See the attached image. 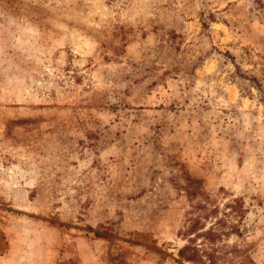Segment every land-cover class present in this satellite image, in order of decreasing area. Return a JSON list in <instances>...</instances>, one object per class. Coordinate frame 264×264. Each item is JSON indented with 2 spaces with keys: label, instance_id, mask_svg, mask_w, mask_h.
<instances>
[{
  "label": "rangeland",
  "instance_id": "1",
  "mask_svg": "<svg viewBox=\"0 0 264 264\" xmlns=\"http://www.w3.org/2000/svg\"><path fill=\"white\" fill-rule=\"evenodd\" d=\"M0 264H264V0H0Z\"/></svg>",
  "mask_w": 264,
  "mask_h": 264
},
{
  "label": "trees",
  "instance_id": "2",
  "mask_svg": "<svg viewBox=\"0 0 264 264\" xmlns=\"http://www.w3.org/2000/svg\"><path fill=\"white\" fill-rule=\"evenodd\" d=\"M205 233L207 234V235H210L211 233H212V231H205ZM179 255L181 256V258H183L185 261H189V262H192V263H194L195 262V259H194V257H185L184 255H183V251L181 250L180 252H179Z\"/></svg>",
  "mask_w": 264,
  "mask_h": 264
}]
</instances>
